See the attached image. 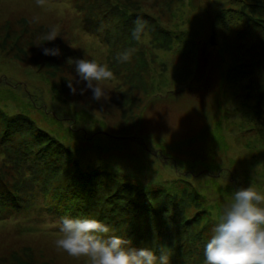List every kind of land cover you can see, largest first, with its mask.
<instances>
[{
	"label": "rangeland",
	"instance_id": "1",
	"mask_svg": "<svg viewBox=\"0 0 264 264\" xmlns=\"http://www.w3.org/2000/svg\"><path fill=\"white\" fill-rule=\"evenodd\" d=\"M248 3L264 0H46L43 7L36 0H0V121L29 117L72 167L101 165L103 174L136 192L163 191L175 203L163 210L176 216V230L168 216L160 238L154 239L156 231L143 235L142 225L130 237L123 229L113 233L137 248L164 243L169 264H204L205 244L234 190L251 185L264 193V33L245 16L235 24V14L222 10L262 17ZM109 8L111 19L103 15ZM126 13L148 17V33H159L153 20L172 35L164 43L149 34L136 42L137 17L130 21ZM89 16L95 21L86 32L82 22ZM220 18L235 27L232 35ZM53 26L59 57L36 46H53L43 40ZM105 36L112 44L107 49L100 43ZM128 48L135 49L131 60L118 62ZM69 55L109 66L116 79L101 84L108 101H92L90 91L70 94ZM0 176L10 185L32 183L1 149ZM97 209L87 217L98 219ZM33 210L0 220V264H87L58 249V226Z\"/></svg>",
	"mask_w": 264,
	"mask_h": 264
},
{
	"label": "trees",
	"instance_id": "2",
	"mask_svg": "<svg viewBox=\"0 0 264 264\" xmlns=\"http://www.w3.org/2000/svg\"><path fill=\"white\" fill-rule=\"evenodd\" d=\"M98 1L100 2V0ZM95 2L97 3V0ZM249 4L245 8L253 12L256 11L262 17L256 18L258 16H255L252 19L244 12L237 11L231 7H225L222 10L224 11L225 9L226 12H231V16L235 14V24L238 23V15L240 17L245 16L252 22L253 27L262 30L264 33V3L263 5ZM92 5L89 1L88 7L90 9H93ZM113 8L105 9L103 15L111 19ZM116 8L119 11L121 9ZM228 9L232 10L229 11ZM123 16L130 21L137 16L148 18L138 13H126ZM100 17L103 19L101 14ZM220 19L218 21H220L222 30L225 29L232 35L235 27L231 29L230 27L232 26H225L224 18ZM91 21L95 20L89 16L88 20L82 22V29L86 30V32L92 28L93 24ZM151 22L159 27V33L150 31L148 33L151 36L150 38L153 37L155 43L167 41L168 35L171 36L172 31L158 25L153 20ZM87 26L90 29H86ZM105 27L106 30L102 28L109 34L110 41L113 42L110 23L106 22ZM93 31L98 30L93 29ZM182 34L184 35V33ZM175 35L179 34H173L174 37H176ZM262 37L264 38V36ZM108 40L109 38L105 36L100 42L106 49L112 46L111 43L108 46ZM166 52L168 53L169 50ZM8 118L13 119L14 117L9 115ZM44 130L41 125L33 123L26 116L5 122L0 121L1 151L16 167H20L31 178L32 182L30 185L24 182L10 185L0 176V220L17 216L29 217L31 211H34V207L41 211L39 218L51 219L52 221H57L64 216L84 218L91 215L98 208V219L100 221L110 225L113 232L123 229L128 237L132 235V231L139 229L140 225H142L144 227L143 235L148 236L156 231L158 234L155 235L154 239L156 237L160 238V229L164 230L163 221L168 216L173 217L171 222L175 229V225H177L176 216L170 215L168 211L163 210L166 206L175 203L172 199L165 198L163 191L155 190L148 194L136 192L133 184L116 181V176L112 173H110L112 178L107 174H103L107 172V168L103 167L98 170L101 165H87L83 171L77 169L76 165L72 167V163H67V156L59 149L57 142L54 141L55 144H52L51 136L47 138L44 135L46 134ZM96 170L98 171L96 172ZM138 195L141 197H138ZM39 197L49 199L48 201L37 203L36 200ZM188 198L189 196H186L184 200ZM36 217L37 215L35 214L34 218ZM147 236L140 238V242H146L148 240ZM162 244L153 245L151 250L159 255ZM184 247L188 248L185 245ZM195 249L196 247L192 246L188 253L193 252Z\"/></svg>",
	"mask_w": 264,
	"mask_h": 264
},
{
	"label": "clouds",
	"instance_id": "3",
	"mask_svg": "<svg viewBox=\"0 0 264 264\" xmlns=\"http://www.w3.org/2000/svg\"><path fill=\"white\" fill-rule=\"evenodd\" d=\"M36 4L43 7L46 0H36ZM148 31V21L137 16L131 29L132 39L140 42ZM58 37L59 28L53 26L43 37L53 46L36 44L42 55H62L54 43ZM134 52L133 48L125 49L116 59L129 62ZM66 63L74 66L75 72L74 79L67 83L70 94L83 96L90 91L92 101H108L109 92L101 84L116 76L107 64L73 57H67ZM57 226L56 247L87 264H169V255L163 248L157 255L150 248L132 246L130 238L115 235L110 225L98 219L64 216ZM212 232L204 247V264H264V193L251 185L236 188Z\"/></svg>",
	"mask_w": 264,
	"mask_h": 264
}]
</instances>
